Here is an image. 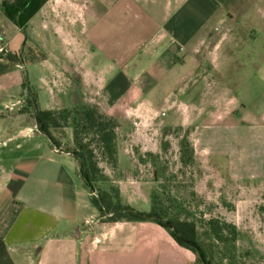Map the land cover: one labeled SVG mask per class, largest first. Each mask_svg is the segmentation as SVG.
Wrapping results in <instances>:
<instances>
[{
  "label": "crops",
  "instance_id": "0c3cea01",
  "mask_svg": "<svg viewBox=\"0 0 264 264\" xmlns=\"http://www.w3.org/2000/svg\"><path fill=\"white\" fill-rule=\"evenodd\" d=\"M62 1L80 17L78 0H73L77 7ZM147 4L159 6L161 12L151 17ZM106 10L113 24L123 18V33L107 37L108 68L80 62L82 46L75 43L80 41L74 34L73 48L69 46L65 56L73 55L74 64L69 62L71 70H62L63 93L68 94L70 87L79 99V91L90 101L97 95L108 109L152 99L156 89L188 84L186 92L171 91L165 100L176 104L187 96L192 108L185 109L183 121L188 124L179 126L194 130L196 151L221 155L204 144L218 139L220 122L233 120L237 112L238 95L227 91L226 73L247 72L252 82H264V0H111ZM4 17L0 3V43L5 41ZM16 69L22 70V65L0 73V87ZM51 71L49 66L42 69L44 91ZM234 79L239 83L238 77ZM24 85L15 87L21 98L18 109L13 108L17 102L7 99L12 88L0 93V264H195L194 254L155 222L98 220V209L82 186L79 163L37 128V115L34 124L28 98L22 96ZM40 94L39 109L53 110L43 107L45 95ZM210 120L217 123L203 124ZM198 121L203 125H196ZM226 128L253 135L249 144H238L234 163L228 161L233 177H264V121Z\"/></svg>",
  "mask_w": 264,
  "mask_h": 264
},
{
  "label": "rangeland",
  "instance_id": "374dc122",
  "mask_svg": "<svg viewBox=\"0 0 264 264\" xmlns=\"http://www.w3.org/2000/svg\"><path fill=\"white\" fill-rule=\"evenodd\" d=\"M62 3V0H52L24 29L3 18L1 27L5 41L0 43V64H6L7 58L18 54L22 70L13 71L11 79L0 87V93L12 88L7 99L9 103L17 102L13 108L18 109L21 98L15 94V87L25 82L24 87L27 89L28 85L30 90L24 89L22 96L28 98L29 93L36 96L38 108L40 91L45 95L43 107L53 109L51 111H81L94 107L114 120V153L108 152L93 132L80 134L83 143L90 144L94 151L100 170L95 182L97 191L91 193L86 189L90 200L93 196H101L112 208H132L147 214L157 211L165 221L193 224L211 264H264V177L234 178L232 165L228 166V161H235L238 144H249L253 135L244 129L226 128L241 125L242 121H264V82H252L247 72L231 69L226 73L227 91L238 95L236 115L233 120L223 119L218 139L204 144V148L221 155L198 152L192 135L194 130L179 126L180 123L188 124L183 119L185 109L192 108L191 100L185 95L176 104L173 100H165L171 91L186 92L188 84L174 90L156 89L152 99L131 105L120 103L108 109L95 97L97 95L93 94L90 101L87 94L80 91L82 97L79 99L70 87L68 94L63 93L62 70L69 69V62L74 64L73 55L65 56L68 47L73 48L75 35L80 41L75 43L82 46L80 62L106 71L109 66L106 49L111 45L107 37L123 33V18H117L114 24L111 22L112 16L106 10L111 7V0H78L80 17L74 16ZM69 4L77 7L73 0ZM145 9L151 17L161 12L157 5L147 4ZM91 37L95 39L92 42L88 40ZM7 64L9 68L14 66ZM44 66L52 70L44 79L47 91L41 83ZM237 77L240 81L234 83ZM119 87L123 88V84ZM27 107L36 125V113L28 101ZM173 109L178 113L173 114ZM74 117L75 114L63 130L53 131L62 147L76 148ZM202 122L196 125L217 123L214 120ZM259 173L262 174V170ZM82 186L86 188L83 180ZM84 214L83 211V217ZM98 220L109 222L99 211ZM211 221L213 225L209 224ZM218 227L223 229L219 235L215 233Z\"/></svg>",
  "mask_w": 264,
  "mask_h": 264
},
{
  "label": "trees",
  "instance_id": "16d2710c",
  "mask_svg": "<svg viewBox=\"0 0 264 264\" xmlns=\"http://www.w3.org/2000/svg\"><path fill=\"white\" fill-rule=\"evenodd\" d=\"M49 0H0L5 17L11 21L19 29H24L33 17L41 10V8ZM7 63L11 65H22L19 55L10 56L7 58ZM0 64V73H5L10 68L8 64ZM26 86V84H25ZM28 102L32 105L34 112L37 113V121L39 130L51 137L53 146L58 149L71 153L79 162L80 174L91 193L97 191L96 180L100 173L99 164L96 160L94 151L90 149V144H84V138L80 134H90L93 132L99 142L105 146V149L114 153L115 149V122L112 118L100 113L97 108L89 107L84 110H40L37 106V98L32 94H28ZM75 125V144L76 148L71 149L62 147V143L54 134V130L64 129L68 126L71 116ZM77 115V116H76ZM91 202L94 207L107 217L109 222H118L122 220L131 222L152 221L164 227L173 239L183 248L193 251L196 254L195 264H211L208 254L204 247L198 241V234L195 226L187 222L165 221L160 213L154 211L150 214L139 212L132 208H112L101 196H93ZM213 221L209 224L213 225ZM226 229V226L224 227ZM223 229L220 227L215 230L219 235Z\"/></svg>",
  "mask_w": 264,
  "mask_h": 264
},
{
  "label": "water",
  "instance_id": "95a60500",
  "mask_svg": "<svg viewBox=\"0 0 264 264\" xmlns=\"http://www.w3.org/2000/svg\"><path fill=\"white\" fill-rule=\"evenodd\" d=\"M36 115H37V113H36ZM37 128L39 129V124H38V121H37ZM49 137V136H48ZM50 138V140H51V142L53 143V140L51 139V137H49ZM54 144V143H53Z\"/></svg>",
  "mask_w": 264,
  "mask_h": 264
}]
</instances>
